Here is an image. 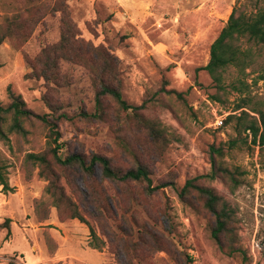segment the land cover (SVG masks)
<instances>
[{
    "label": "rangeland",
    "instance_id": "374dc122",
    "mask_svg": "<svg viewBox=\"0 0 264 264\" xmlns=\"http://www.w3.org/2000/svg\"><path fill=\"white\" fill-rule=\"evenodd\" d=\"M235 7L250 14L264 0H0V23H19L0 45V104L10 102V88L33 112L54 120L62 157L103 154L123 170L141 163L154 186L165 184L149 193L146 183L105 179L98 165L92 176L56 165L57 185L86 222L70 218L74 205L55 202L51 180L28 158L49 153L50 126L28 120L27 134L0 139L9 179L8 189L0 186V222L12 219L10 234L0 231V264H264V161L238 121L243 110L255 116L251 109L264 110V50L245 39L254 62L244 71L229 66L222 88L204 69ZM63 18L85 40L76 45L91 58L97 54V63L98 53L112 54L113 82L129 104L146 102L141 115L109 94L97 115L100 80L82 62L58 59L47 69L44 53L61 41ZM142 118L160 132L151 136ZM213 144L226 148V165L239 167L235 188L221 178L198 181L231 210L223 247L211 235L215 216L204 199L195 190L181 194L188 180L210 172ZM94 185L109 202L105 211L90 195Z\"/></svg>",
    "mask_w": 264,
    "mask_h": 264
},
{
    "label": "trees",
    "instance_id": "16d2710c",
    "mask_svg": "<svg viewBox=\"0 0 264 264\" xmlns=\"http://www.w3.org/2000/svg\"><path fill=\"white\" fill-rule=\"evenodd\" d=\"M19 27L18 21L13 18H7L6 23H0V45L6 40H10L14 34L15 29ZM246 39L248 43L252 45L260 46L264 50V8L258 9L254 13L248 14L247 12L235 7L227 21V24L222 28L217 38L210 48L209 62L204 66V69L208 71L213 80L216 82L218 88H222L224 81V72L229 66L239 68L240 71H244L251 63L254 62L252 45L244 48L243 41ZM77 42L84 43L85 40L80 38L75 31L73 23L63 18L62 36L61 41L49 48L46 51L45 60L47 69L49 66L56 67L58 59H64L73 62H82L85 65L94 68L97 71L98 78L100 80V89L97 92V115L100 114L102 109V96L109 94L119 104V106L128 111L132 110L133 113L138 116L141 115V109L146 107V102L140 105L129 104L122 96L120 87L116 85L113 80L117 79V68L114 65L111 53H98L101 56L102 61L97 63L99 56L89 57L85 49L76 45ZM85 44V43H84ZM88 45V44H86ZM100 58V59H101ZM45 70L42 74L43 77L48 78L49 74ZM169 92L181 95V93L175 90H169ZM10 102L7 105L0 104V139L5 142H10V134L19 133L25 135L28 133L25 123L28 120L40 119L50 126L49 138V153H30L28 154L29 160L34 162L41 168L40 174L50 179L51 182L48 185V189L52 191L57 200L64 201L68 204L74 205L72 207L70 218H78L83 222H86L85 217L80 213L76 204L68 198L62 188H60L56 180H59L58 174L55 172L56 165L66 167L80 168L87 176H92L94 166L98 165L102 170V175L105 179L121 182H142L146 183V188L149 193L154 192L165 184L153 185L151 172L144 164H138L134 168L123 170L112 165L110 158L106 155L94 153L87 157L79 152L68 153L65 157L59 154L61 144L58 142L60 138V132L57 130V124L54 120L42 116L33 112L26 105L25 100L20 94L15 93L9 88ZM251 109V108H250ZM251 111L258 114L255 116L247 110H243L242 114L238 116L239 126L243 132H247L252 137L253 145H257L261 160L264 161V110L251 109ZM85 116H90L87 112H83ZM232 115L228 117L226 121H229ZM147 127L150 128L151 136H156L160 132L155 122L141 119ZM224 124V120L221 119L220 125ZM229 148L234 146V142L230 143ZM226 148L223 146H217L215 144L210 147L211 158V170L208 174L194 177L188 180L182 188V195H185L191 190H195L203 199L206 208L212 212L215 216V224L212 227V237L223 247L222 237L228 232L231 222V210L228 203L215 191L214 188L204 186L200 184V177H207L209 179L221 178L227 181L231 188H235L239 185V180L235 176L238 166L230 167L226 165L223 157L226 154ZM51 154V156L49 155ZM3 189L9 188V179L6 171V165L0 159V186ZM90 195L100 203V209L105 211L109 207V202L102 196V190L97 186H93ZM57 203V202H56ZM11 218H6L0 222V231L7 229V235L11 232ZM91 235L97 237L95 229L92 225H89ZM91 247L101 248L95 242L91 241ZM234 247V246H231ZM235 249V248H233Z\"/></svg>",
    "mask_w": 264,
    "mask_h": 264
},
{
    "label": "built area",
    "instance_id": "2783aa9c",
    "mask_svg": "<svg viewBox=\"0 0 264 264\" xmlns=\"http://www.w3.org/2000/svg\"><path fill=\"white\" fill-rule=\"evenodd\" d=\"M220 123H221V121H220Z\"/></svg>",
    "mask_w": 264,
    "mask_h": 264
}]
</instances>
